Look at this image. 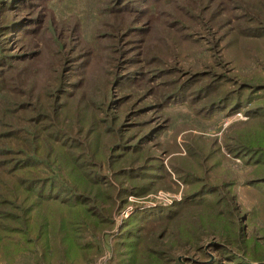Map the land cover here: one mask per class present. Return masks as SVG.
<instances>
[{
  "label": "trees",
  "instance_id": "trees-1",
  "mask_svg": "<svg viewBox=\"0 0 264 264\" xmlns=\"http://www.w3.org/2000/svg\"><path fill=\"white\" fill-rule=\"evenodd\" d=\"M263 3L0 0V261L94 264L129 196L182 184L181 202L124 222L113 264H264ZM168 33L180 48H144ZM36 36L47 48L20 45ZM237 112L224 144L251 168L247 206L217 143L177 142Z\"/></svg>",
  "mask_w": 264,
  "mask_h": 264
},
{
  "label": "rangeland",
  "instance_id": "rangeland-1",
  "mask_svg": "<svg viewBox=\"0 0 264 264\" xmlns=\"http://www.w3.org/2000/svg\"><path fill=\"white\" fill-rule=\"evenodd\" d=\"M255 1L257 3H259L260 1L264 2V0H255ZM253 5L257 6L258 4L257 5L253 4ZM81 8L83 12V7ZM243 8H245L244 5H243ZM248 11L250 12L249 16L246 15L247 14L246 11L243 13L247 18H252L256 13L254 7L248 6ZM22 16L26 17V13L23 12ZM83 16L81 17L82 20H83ZM262 18L264 21V15ZM95 21H97V19H93L92 21L88 22V24L89 23L92 24ZM208 38H209V41L207 42H212L213 38L211 36H209ZM33 39L34 41L27 40L26 43H22L23 42L22 41L20 42L22 44L20 43L19 44L21 46L24 44L26 45L27 48H33L34 44H37L36 48H47L45 39L43 37L36 36ZM165 39L167 41L172 42L171 43L172 47H170L167 44L166 46H163V45L154 46L151 43L150 45L145 46L144 48H150V47L152 48H180L181 43H180V37L178 36V34L175 35L174 33H168L165 35ZM183 46L186 47L185 44H183ZM191 48H211V45L207 44V45H203L202 47L201 45L191 44L190 52H191ZM246 49L249 52H251L250 48H246ZM258 50L259 49L257 48L254 51H258ZM243 55L246 56L245 51ZM256 60L261 61V66H259L256 63L257 62ZM249 66L251 68L253 67V68L261 69V71H264V59L256 58L255 56H253L252 62L250 63ZM244 71L247 73L249 70L245 69ZM248 75L251 76V74H248ZM167 114H169L170 115L169 117L170 118L172 117L175 122H179V123L184 122V120H182L181 118H188L191 116L189 110L185 107L169 108L167 110ZM248 119L249 118L248 116H246L245 113L237 112L231 116L215 119L214 121L209 122V124L206 127L204 126L203 128H200V127L195 128L191 126L190 131H185L177 137V142H179L181 146H184L183 143H185L186 141L185 136L188 135L189 133H190L189 135L192 134V135H195V137L202 136L203 140L208 141L209 144H212L215 142V144L217 143V147L220 146L222 154L226 157V162H224V167H229L232 171V174H234L235 181L238 182V185H237L238 195L240 196V199L242 203L244 204V206H247L249 204V199L244 194L242 184H244V182L246 181V178L250 174L251 168L246 166L242 159L234 156L231 152H229L226 149L225 144H224L225 142L224 138L232 126H235L239 124L240 122L241 123L246 122ZM171 132L172 131L168 133L167 135L168 137L165 136L162 138L163 146L167 145V143L172 142ZM188 139H191V138L188 137ZM205 153L207 154L206 151ZM186 154H187V151L183 150V152H180L177 155H180L181 157H188L189 155L186 156ZM162 159L165 161V163L168 162V157H166L165 155L162 156ZM180 185H181L180 190L178 192H172V191L160 189L159 191L150 193L149 195L144 196V197H136L133 195L129 196L127 199V202L124 205L123 210L119 213L116 212L114 214V219H115L114 228L107 230L101 236L102 237L101 242H100L101 252L94 264H113V260H114L113 250H114L117 236L120 234V231L123 227L124 222L127 219H129L134 214L135 211L146 210V209H157L158 207L170 208V207H173L177 202H181L183 199L184 186L182 184ZM259 227L261 228L262 231H264V223L259 222ZM262 234H264V232ZM191 258H195L198 260L203 259V257H198V255L195 252L191 253ZM126 260H128L127 257H126ZM0 264H32V260H31V257L29 256L24 257V258L19 257L13 263L0 261ZM141 264H149V263L145 261L144 263H141Z\"/></svg>",
  "mask_w": 264,
  "mask_h": 264
}]
</instances>
